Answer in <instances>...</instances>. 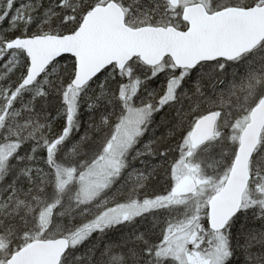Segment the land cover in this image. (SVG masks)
Returning a JSON list of instances; mask_svg holds the SVG:
<instances>
[{
  "label": "snow or ice",
  "instance_id": "snow-or-ice-1",
  "mask_svg": "<svg viewBox=\"0 0 264 264\" xmlns=\"http://www.w3.org/2000/svg\"><path fill=\"white\" fill-rule=\"evenodd\" d=\"M0 264H264V0H0Z\"/></svg>",
  "mask_w": 264,
  "mask_h": 264
}]
</instances>
